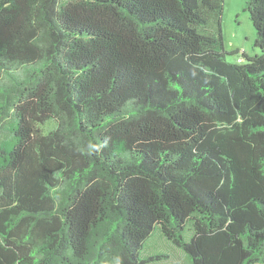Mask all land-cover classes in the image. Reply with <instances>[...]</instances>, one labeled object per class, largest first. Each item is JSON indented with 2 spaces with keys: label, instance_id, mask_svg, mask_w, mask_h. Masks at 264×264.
I'll return each instance as SVG.
<instances>
[{
  "label": "trees",
  "instance_id": "obj_1",
  "mask_svg": "<svg viewBox=\"0 0 264 264\" xmlns=\"http://www.w3.org/2000/svg\"><path fill=\"white\" fill-rule=\"evenodd\" d=\"M225 0H0V264H264L260 54ZM235 50L233 53H238Z\"/></svg>",
  "mask_w": 264,
  "mask_h": 264
},
{
  "label": "rangeland",
  "instance_id": "obj_2",
  "mask_svg": "<svg viewBox=\"0 0 264 264\" xmlns=\"http://www.w3.org/2000/svg\"><path fill=\"white\" fill-rule=\"evenodd\" d=\"M249 0H225L222 21L223 37L228 52L226 58L230 62H240L243 53L250 56L260 54L255 46L256 30L246 9ZM238 50V53H233ZM165 254L168 257L156 259L149 264H191L187 252L167 239L157 230L146 241L143 255Z\"/></svg>",
  "mask_w": 264,
  "mask_h": 264
}]
</instances>
